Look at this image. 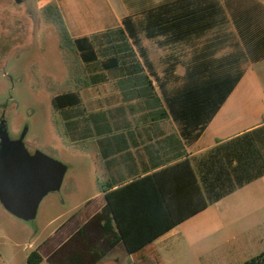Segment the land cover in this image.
<instances>
[{
  "label": "crops",
  "instance_id": "0c3cea01",
  "mask_svg": "<svg viewBox=\"0 0 264 264\" xmlns=\"http://www.w3.org/2000/svg\"><path fill=\"white\" fill-rule=\"evenodd\" d=\"M48 6L60 16L75 70H91L84 77L76 72L71 86L53 94V110L71 148L91 142L107 179L100 187L105 202L50 254L84 226L86 242L105 252L97 264H154L137 260L119 239L111 215L102 214L105 193L183 160L197 171L212 148L248 132L264 154V2L49 0ZM110 60L115 64L105 68ZM226 79L232 86L213 112L209 104L195 112L174 100L201 86L225 91ZM69 94L74 97L54 106L55 98ZM199 213L152 242L160 264L180 263L185 247L205 240L204 228L182 229Z\"/></svg>",
  "mask_w": 264,
  "mask_h": 264
},
{
  "label": "rangeland",
  "instance_id": "374dc122",
  "mask_svg": "<svg viewBox=\"0 0 264 264\" xmlns=\"http://www.w3.org/2000/svg\"><path fill=\"white\" fill-rule=\"evenodd\" d=\"M48 1L0 0V106L6 110L11 139H21L30 153L64 164L66 172L60 188L39 203L32 221L15 218L0 204V264H27L37 248L40 264H49L48 254L62 237L105 202L100 187L107 179L97 167L91 142L71 148L51 104L55 92L72 85L76 72L84 77L90 68L75 70L72 46L47 13ZM203 228L205 240L195 239L174 264H242L262 253L264 178L182 224L189 234ZM159 250L166 256L162 245Z\"/></svg>",
  "mask_w": 264,
  "mask_h": 264
},
{
  "label": "trees",
  "instance_id": "16d2710c",
  "mask_svg": "<svg viewBox=\"0 0 264 264\" xmlns=\"http://www.w3.org/2000/svg\"><path fill=\"white\" fill-rule=\"evenodd\" d=\"M46 11L61 25L54 7L48 6ZM62 30L67 42L63 27ZM115 62L110 60L104 67ZM231 86L230 79H226L225 91H215L214 86H211L212 90H204L202 86L196 90L185 89L174 96V100L178 99L187 110L195 112L208 109L206 104H209L213 112ZM71 96L74 97L69 94L55 98L54 106L58 107L59 101ZM262 176L264 154L255 134L248 132L212 148L199 163L197 171L188 160H183L106 192L102 214L108 212L111 215L119 239L137 260L148 258L154 264H160L152 245L156 238ZM104 256L103 250L86 242L82 226L47 259L49 264H97ZM42 260L37 250L27 256V264H40ZM242 264H264V251Z\"/></svg>",
  "mask_w": 264,
  "mask_h": 264
},
{
  "label": "water",
  "instance_id": "95a60500",
  "mask_svg": "<svg viewBox=\"0 0 264 264\" xmlns=\"http://www.w3.org/2000/svg\"><path fill=\"white\" fill-rule=\"evenodd\" d=\"M8 137L0 147L8 146ZM0 155V204L12 216L29 222L45 196L60 188L66 167L41 152L30 154L22 140Z\"/></svg>",
  "mask_w": 264,
  "mask_h": 264
},
{
  "label": "flooded vegetation",
  "instance_id": "af4514ba",
  "mask_svg": "<svg viewBox=\"0 0 264 264\" xmlns=\"http://www.w3.org/2000/svg\"><path fill=\"white\" fill-rule=\"evenodd\" d=\"M2 137L3 138L8 137L9 141L7 144L8 146L3 147V148L0 147V155L4 154V152H8L9 149L11 150V148L13 147L12 144L17 141V140L11 139V137L9 135L8 120L6 118V110H4L2 108V106H0V144L2 141ZM25 147H26V145H25ZM30 154H33V153H30Z\"/></svg>",
  "mask_w": 264,
  "mask_h": 264
}]
</instances>
